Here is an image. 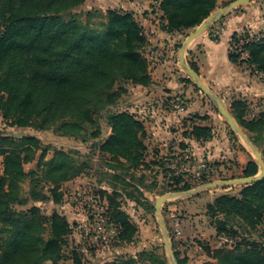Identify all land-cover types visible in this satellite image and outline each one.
I'll return each instance as SVG.
<instances>
[{"label":"trees","instance_id":"obj_1","mask_svg":"<svg viewBox=\"0 0 264 264\" xmlns=\"http://www.w3.org/2000/svg\"><path fill=\"white\" fill-rule=\"evenodd\" d=\"M162 11L160 28L167 32H184L196 27L217 7L228 1L219 0H158ZM84 0H0V114L4 122L15 127L32 126L37 130H57L64 135L78 136L94 124V115L111 107L125 90L118 82L148 85L151 81L149 61L144 54L149 40L132 11L108 8L104 12L76 9ZM101 14L98 26L90 24L94 13ZM85 17V21L82 17ZM163 19V21H162ZM264 19V15H263ZM247 40L241 52L230 48L228 59L233 63L246 62L252 69L264 73V31L256 35L234 33L231 44ZM190 66L198 72L194 63ZM197 88V87H196ZM246 102L234 100L231 112L250 142L264 157V110L253 118L245 117ZM244 111V112H243ZM107 124L111 132L99 145L100 153H108L110 167L120 169L114 176L122 188L100 190V197L108 200V219L116 226L117 239L130 242L137 226L120 207L115 196L127 194L135 202L137 191L145 198L150 184L144 181L150 164L159 167L164 162L145 159L147 146L143 141L145 128L137 116L127 110L110 112ZM194 139L212 136L207 126L193 125L189 134ZM98 136V131L91 133ZM186 148L187 145H182ZM36 169L26 172L24 164L35 159ZM47 147H41L36 136L13 133L0 134V264H84L78 250L64 252L72 227L66 217L53 211L48 217L40 213L30 201L60 203L63 194L60 184L81 172L75 160L63 150H56L45 159ZM136 170L143 171L136 176ZM170 171V170H169ZM173 172V171H172ZM258 165L250 160L241 176H253ZM166 173V169H165ZM179 176H182L181 174ZM29 178L27 194L22 183ZM127 177V178H126ZM205 177V176H204ZM175 187L188 190L189 182L172 176ZM128 186L133 190H127ZM206 215L216 235L234 237L264 225V177L243 184L237 194L222 193L206 203ZM48 235L45 236V224ZM174 250V248H173ZM149 254V255H148ZM132 255L115 257L105 264H138L147 255L152 261L157 254L146 250ZM177 263L184 260L177 258ZM216 263L206 264H264V246L257 240L241 238L232 248L220 247L215 253ZM160 264H166L159 260Z\"/></svg>","mask_w":264,"mask_h":264},{"label":"rangeland","instance_id":"obj_2","mask_svg":"<svg viewBox=\"0 0 264 264\" xmlns=\"http://www.w3.org/2000/svg\"><path fill=\"white\" fill-rule=\"evenodd\" d=\"M142 1L144 2L146 0ZM221 2L222 1L219 0V6ZM152 7L153 6L144 9V7L140 6L138 10L136 9V11L132 12L136 13L135 18L139 23L140 15L145 14L144 12L147 14L152 12L150 16L148 15V18L152 20L153 23L158 18V15H154L156 12L154 7L152 11L149 10V8ZM97 10H99V12H104L102 9ZM217 10L219 9H216V11ZM76 11L81 14L86 13V9H83L82 6H79ZM82 19L85 21L84 16ZM101 20L102 15L96 14L95 12L94 17L90 19V24L98 26ZM140 25L148 38L150 27L143 26L142 24ZM191 31H193V29L187 30L184 38ZM249 68L252 67L249 66ZM257 72L259 75L264 76L263 72ZM188 80L193 82L192 79ZM130 84L132 83H116L114 86L115 90L121 85L125 91L120 93L111 107L95 114L94 124H88L86 126V132L78 136L64 135L57 130L56 125L46 130H37L32 126H11L3 121L0 114V134L13 133L16 136H36L40 141L41 147H47L45 159H50L56 150H63L74 158L75 163L81 169L78 176L60 184V191L63 194L60 203L55 204L52 201H30L26 206L17 208H27L31 205H36L40 208V213L44 217H48L53 211H58L63 214L72 227V232L67 237L68 243L64 246V252L66 256H68L70 249L74 248L78 250L77 252H79V256H81V260H83L82 262H84V264H105L115 257L124 255H132L138 258L137 254L141 250L157 254V259L152 261V259L146 255L144 257L145 259H143V257L138 259V264H160L159 260L162 259L166 264H172L167 247L162 238L163 230L159 225V218H161L164 229L167 231L169 243L172 249L174 248L173 254L175 251L177 258L184 260L182 264L216 263L217 259L214 257L215 251L220 247L232 248L241 238L257 240L264 246V225L257 227L255 230L249 228L246 233H237L236 236L230 237L233 241H229L227 235H216L215 229L211 225L209 217L206 215V203L213 198L215 193L228 192L229 194H237L243 185L224 183L220 184L215 189H199L189 197L181 198L180 196H176L168 198L157 208V200L163 195L184 192V190L179 189L178 186L175 187L173 183L174 180L171 179L173 175L183 179L179 186H182L184 182H189L191 186L189 190H194L200 185L216 180L225 181L231 177L230 175H232V172L226 169V161L221 162L216 160L215 165L220 166L216 172L203 173L199 177L188 175V173L184 171V168L187 161H193L190 155L188 154L185 157L184 155L186 153L172 155L168 154L170 151L162 152V148L158 147V143L152 141L150 137L144 138V141L147 143L145 159L147 161L154 159L155 161L164 162V166L159 167L150 164V169L144 172V181L146 184H150L152 188L150 191H144L145 198L141 197L137 191L133 193V195L139 198V202L133 201L131 197L124 194V192L122 194L120 193L119 196H115L120 207L127 212L130 220L137 226V231L130 242L125 243L117 239V228L107 217L109 216L107 211L108 200L101 198L99 191L107 190L111 192L112 189L122 188V181L114 178V176L116 174L118 175L121 171L120 169H113L110 167V164H112L110 159L112 157L108 153H100L98 145L101 144L107 136V115L110 112L116 111L122 103L128 100L126 95H132L133 90L129 88ZM194 85L204 93L195 83ZM128 90L131 91L130 94H128ZM205 96L207 95L205 94ZM207 98L210 99L208 96ZM211 103L218 112L217 117L221 119V125L227 130L232 131L231 134L234 139V144L236 143L239 146L244 144L246 146L245 148L248 150L249 156L255 159L252 148L227 124L225 117L219 112L212 100ZM244 106L245 117L246 115L248 119L253 117L249 110V104H245ZM257 114H255V116ZM95 130L98 131V136L94 137L91 133ZM242 131L245 132L246 130L242 129ZM40 153L41 149L37 150L35 159L24 164L26 172L36 169L37 158ZM2 161L3 159L0 157V173L3 170ZM230 169L233 170L232 168H229V170ZM234 171L236 172L237 169H234L233 172ZM142 172L141 170H136L135 174L139 176ZM180 174L182 176H179ZM236 175L238 176L237 173L235 177ZM22 187L23 193L27 194L29 188L28 177L22 183ZM127 188V190H133L130 186ZM170 209H176L182 222V233L181 237L178 239L174 237L171 228V220L169 218ZM45 228L44 234L47 236V222ZM69 263H71V261L68 259L62 261L60 264Z\"/></svg>","mask_w":264,"mask_h":264},{"label":"crops","instance_id":"obj_3","mask_svg":"<svg viewBox=\"0 0 264 264\" xmlns=\"http://www.w3.org/2000/svg\"><path fill=\"white\" fill-rule=\"evenodd\" d=\"M220 1H228L230 4L235 0ZM158 3V0L144 2L142 0H94V2L93 0H84L80 5L86 11L90 9L105 11L108 8L136 11L140 6L144 9L153 6L156 11L154 15H158L153 23L148 18L152 12L148 14L144 12L145 14L140 15L139 18L140 24L150 27L149 43L145 47L144 54L149 61L151 81L145 86L130 84L129 88L133 90L132 95H126L128 100L122 103L116 111L127 110L134 113L144 125V138L150 137L152 141H156L158 147L162 148V152L170 151L168 154L172 155L186 153L185 157L189 154L193 161L186 162L184 171L188 175H194L197 171H201L200 164L202 162L207 165L202 173L216 172L220 167L215 165L217 160L227 162L226 169L232 172L231 177L227 180L243 177L241 174L245 165L248 161H255V159L249 156L244 144L240 146L234 144L232 131L221 125V119L217 117L218 112L211 100L197 89L193 82L188 80L187 74L180 65L179 56L187 30L184 32L162 30L160 28L162 11L159 9ZM153 7L149 10L152 11ZM223 7L220 6L216 9ZM133 14L135 17L136 13ZM263 15L264 0H246L226 12L220 20L193 38L184 53L187 63L192 62L197 66V73L201 81L220 99L227 110L229 108L228 111L231 115V104L234 100H241L247 105L249 104V110L253 117L259 111L264 110V76L249 68L246 62L233 63L228 59L232 35L247 32L252 36L264 31ZM216 25H221L218 38L212 36V30ZM191 29L194 30V27L188 30ZM241 55L246 59L248 51L244 50ZM127 92L131 93L130 90ZM176 103L180 104L179 107L174 106ZM193 125L209 127L212 136L207 139H194L184 135L183 132L186 130L189 134ZM107 128L108 136L111 129L109 125ZM243 133L248 137L246 131ZM144 143L147 146L145 141ZM182 145H187V147L182 148ZM229 168L237 169L238 172H233ZM236 173L238 176L235 177ZM230 184L235 185L236 183ZM219 185L204 189H215ZM194 193L180 197H189ZM222 193H215L213 198ZM213 198L208 202H211Z\"/></svg>","mask_w":264,"mask_h":264},{"label":"water","instance_id":"obj_4","mask_svg":"<svg viewBox=\"0 0 264 264\" xmlns=\"http://www.w3.org/2000/svg\"><path fill=\"white\" fill-rule=\"evenodd\" d=\"M246 0H235L228 4L227 6L220 8L219 10H215L210 15H208L201 23H199L193 31L189 32L187 36L185 37L181 50H180V65L187 74L189 79H192V81L215 103L216 107L218 108L219 112L225 117L227 124L237 133L239 134L243 140L252 148L254 154H255V162L259 166V171L257 174L253 176H247V177H240V178H234L230 180L225 181H215L206 183L203 185H200L196 187L194 190H188L184 192H178V193H171L163 195L159 200H157V208L160 206L161 203H163L165 200L171 197L176 196H184L186 194L194 193L195 191L199 189H204L210 186H214L217 184H230V183H236V184H247L254 181L261 180L264 177V160L262 158L261 152L256 148L248 139V137L243 133L242 129L238 126V124L235 122L234 118L230 114V112L227 110V108L224 106V104L220 101V99L201 81V79L198 76V73L195 72V70L190 66L189 63L185 60L184 53L187 49V46L189 42L200 35L206 28L210 27L214 23H216L218 20H220L226 12L234 8L236 5L244 2ZM159 225L162 227L163 233L162 238L163 241L167 247L168 253L170 255V261L172 264H178L177 260L173 254V249L169 243L167 231L164 229V225L162 223L161 218H159Z\"/></svg>","mask_w":264,"mask_h":264},{"label":"built area","instance_id":"obj_5","mask_svg":"<svg viewBox=\"0 0 264 264\" xmlns=\"http://www.w3.org/2000/svg\"><path fill=\"white\" fill-rule=\"evenodd\" d=\"M220 32H221V25H216V27L213 28L212 30V36L214 38H218V36L220 35ZM144 34L146 35V33L144 32ZM249 40V39H247ZM247 40H243V39H240L237 43H232L230 44V48L234 49L236 52H244V50H242V44L245 43ZM179 103H176L174 104L175 107H179ZM207 167L206 163H201L200 164V168H201V171H197L196 173H194V175L196 177H199L202 173V171ZM169 218L171 220V228H172V231H173V235L176 239L180 238L181 237V233H182V230H181V219H180V216L178 214V212L176 211V209H170V212H169ZM229 241H233L232 238L228 237L227 238Z\"/></svg>","mask_w":264,"mask_h":264}]
</instances>
